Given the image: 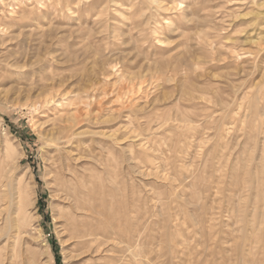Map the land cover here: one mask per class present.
Masks as SVG:
<instances>
[{
  "label": "rangeland",
  "instance_id": "obj_1",
  "mask_svg": "<svg viewBox=\"0 0 264 264\" xmlns=\"http://www.w3.org/2000/svg\"><path fill=\"white\" fill-rule=\"evenodd\" d=\"M1 13L0 264H264V0Z\"/></svg>",
  "mask_w": 264,
  "mask_h": 264
},
{
  "label": "bare ground",
  "instance_id": "obj_2",
  "mask_svg": "<svg viewBox=\"0 0 264 264\" xmlns=\"http://www.w3.org/2000/svg\"><path fill=\"white\" fill-rule=\"evenodd\" d=\"M1 1L2 0H0V2ZM3 14L4 13L0 14V35L1 34H5V36H7V33H8L7 31H8V29L11 28V25H8V22L11 21V20H14V18H8L6 15H3ZM4 41H5V39H3V40L0 39V46L3 45L2 43ZM256 100L257 99H255L253 97V99L251 98L249 103H246V105H245V109H247V113H245V116L248 117V119H247L248 121H250V119H251V123L254 124V125L256 124L255 117H256V113L258 112L257 111L258 107H257V101ZM262 115H264V112L262 113ZM200 117L201 118L199 119L198 124L202 127L203 130L204 129H207V130L213 129V130L216 131L215 132L216 135L220 134V132L222 131V126H224V117H223L222 114H216L215 111L212 110V108H211V110L204 111L202 114H200ZM247 120H245V121H247ZM64 128H65V130L67 129L65 126H64ZM69 130H70V127H69ZM67 136H68V133H67V135L65 137H67ZM206 143H207L206 138H204V136H202V138H201V146L205 145ZM210 154H212V152ZM204 157H208V151H207V153H204ZM206 159L207 158H204V160H206ZM200 171H201V169H200ZM78 205L81 207V209H84V207L81 205L80 201H79ZM145 217L147 218L148 215L146 214ZM72 220H73V223H75V221H76L75 217H72ZM168 221H169L168 219H165V222H168ZM133 234L134 235L131 238L136 236L135 235L136 233L133 232ZM80 236L85 238L83 240V244H85V245H87L88 243H90L92 241H99V239L94 238V237H96L95 233L89 227L87 228L86 225L83 226V229L81 230V235Z\"/></svg>",
  "mask_w": 264,
  "mask_h": 264
}]
</instances>
